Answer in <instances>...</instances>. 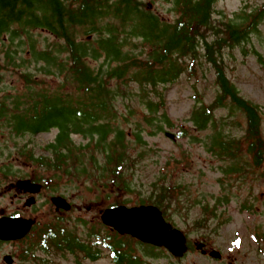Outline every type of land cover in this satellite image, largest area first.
<instances>
[{
	"label": "trees",
	"instance_id": "obj_1",
	"mask_svg": "<svg viewBox=\"0 0 264 264\" xmlns=\"http://www.w3.org/2000/svg\"><path fill=\"white\" fill-rule=\"evenodd\" d=\"M164 1L171 21L149 11L142 0H0V72L14 74L25 84V92L9 97L8 106L0 103V118L18 137L56 132L41 153L26 146L17 152L26 164L50 172L48 178L36 176L46 186L56 188L62 181L97 191L115 187V194L130 191L128 168L133 167L136 146L146 149L144 136H155L163 125L172 127L166 116L165 86L183 75L192 79L200 57L212 65L217 93L210 105L192 110L191 129L204 132L211 126L204 146L218 161H231L222 168L226 182L251 167L253 173L264 175L260 108L239 95L221 57L224 49L240 47L257 33L264 5L225 22L213 19L218 0ZM38 32L51 36L53 43L40 46ZM22 53L25 56H18ZM49 79L61 83L53 87ZM131 84L139 88L135 95L128 91ZM117 97L131 105L138 100L146 112L129 124L130 110L117 124ZM220 109L228 111L229 126L240 124L238 116L244 118L240 138L214 126V113ZM177 136L194 138L187 128ZM161 195L149 202L166 213L165 192ZM109 197L106 194L105 200ZM213 213L210 210L209 217ZM82 222V232L62 221L47 227L46 252H79L94 261L106 250L115 264H143L138 247L144 256L156 255L154 248L117 236L100 223Z\"/></svg>",
	"mask_w": 264,
	"mask_h": 264
},
{
	"label": "rangeland",
	"instance_id": "obj_2",
	"mask_svg": "<svg viewBox=\"0 0 264 264\" xmlns=\"http://www.w3.org/2000/svg\"><path fill=\"white\" fill-rule=\"evenodd\" d=\"M142 1L150 6V10L167 21L172 20L170 6L164 0ZM262 5L264 0H218L213 7V19L233 21L241 12H249ZM250 37V41L240 47L224 49L221 57L225 65V74L237 88L239 95L259 106L263 119L261 132L264 140V19L257 33ZM35 38L39 40L41 43L39 45L42 47L53 43V38L46 33L38 32ZM4 43L7 44V41ZM244 51H246L245 54ZM22 55L25 56L23 53L18 56ZM29 69L35 73L34 67L30 66ZM49 81L53 87L61 83V79L57 81L49 79ZM138 90L135 84L128 87V91L133 95L137 94ZM24 92L25 84L18 76L0 72V103L8 106L11 101L9 97H16ZM216 93L217 84L212 65L206 63L205 58L200 57L197 62V71L192 79L183 75L174 84L165 86L163 96L166 103V116L174 128L163 126L162 133H157L153 137H144L148 142L146 149L136 146L137 150L133 152V158L135 157L133 167L128 168V176L131 179L130 191L115 194V187L97 191L87 188L86 185L79 186L77 183L63 185L62 181H58L57 191L51 192V188L44 186L40 197L41 202L49 200L52 194L65 197L72 206V210L64 214L65 219H69V226L74 224L77 230H81L83 229L82 221L91 226L99 224L103 210L116 202H125L122 205L129 208L139 206L142 200L152 204L149 202L150 199L160 198L163 196L161 192H165L166 213L161 209L165 219L173 227L182 231L191 244L203 242L208 251L216 250L221 254V258L211 260L207 255L203 256L192 251L177 261L160 249L152 250L156 253L154 256H144L147 254L138 247L141 250L139 255L142 257L143 264H264L262 253L264 252V175L259 172L253 173L254 169L251 167L245 174L232 176V179L226 182L221 176L222 168L231 161H218L208 154L204 146L211 126L204 132L190 130L194 138L171 141L163 134L164 132L175 134L181 126H192L189 121L191 111L210 104ZM115 109L119 118V120L117 118V124L122 123L120 117L126 116L130 110L133 114L128 118L129 124L140 120L142 114L146 112L138 100L135 99L131 105L130 102L122 101L119 97L115 102ZM237 118L240 124L229 126L225 122V119L228 120V111L218 110L215 114L214 126L223 129L225 134L232 138H240L243 134L244 122L242 117ZM143 128L148 132L147 126ZM55 134V131L37 136L25 133L18 137L10 132L5 119L0 118V159L11 163L13 182L19 178L30 179L32 174V168L25 165L23 157L17 155L18 150L26 146L27 149H33L36 154H39L42 152L39 149L52 141ZM74 140L80 141L79 137H74ZM128 140L134 141V138L130 137ZM139 153L142 154L141 157H136ZM176 161L181 162L177 167L173 164ZM39 171L44 178L50 175V172L44 174L40 169ZM36 172L38 173L37 170ZM8 182L0 178V206L4 205L6 199L10 202V193L6 191L9 187ZM225 184L229 187L226 186L227 190L223 191L221 186ZM178 188H180L179 192ZM164 189L167 191H163ZM106 194H110L107 200H105ZM223 197H229L228 203L220 204L216 217L208 219L203 206L208 205L210 208L218 200L223 202ZM245 201L249 202L253 209L250 213L240 210L241 203ZM14 205H16L15 201ZM48 207L53 211L52 206ZM49 209L44 210V215L40 218L44 220L41 222L42 225L53 215ZM253 235H259L258 243L253 240ZM54 262L55 264H76L72 257L63 258L61 255ZM82 264L114 263L104 254L96 262L83 261Z\"/></svg>",
	"mask_w": 264,
	"mask_h": 264
},
{
	"label": "water",
	"instance_id": "obj_3",
	"mask_svg": "<svg viewBox=\"0 0 264 264\" xmlns=\"http://www.w3.org/2000/svg\"><path fill=\"white\" fill-rule=\"evenodd\" d=\"M173 139L172 135L166 134ZM30 192H36L38 187L29 182L22 183ZM52 203L56 209L70 210L69 204L61 198H52ZM102 222L115 229L120 234H128L142 242L155 246L167 248L174 256L181 257L186 252L185 238L177 230L171 228L162 219L161 213L154 207L125 208L117 207L107 209L101 216ZM5 230L0 231V236L9 235L13 230L22 229L19 223H9L3 226ZM201 249V245L197 246ZM211 257L218 258L216 252L210 253Z\"/></svg>",
	"mask_w": 264,
	"mask_h": 264
},
{
	"label": "flooded vegetation",
	"instance_id": "obj_4",
	"mask_svg": "<svg viewBox=\"0 0 264 264\" xmlns=\"http://www.w3.org/2000/svg\"><path fill=\"white\" fill-rule=\"evenodd\" d=\"M10 165L11 163L9 161H3L0 159V178L1 180L9 181V187L6 188V191L7 193H10L9 195L11 196L10 202L6 199L4 205L0 206V219L19 217L24 220H34V225L30 232L22 239H0V264H42L43 256L39 254L41 250V245L39 243L43 240V234L45 232L44 228H42L45 224L42 225L41 223L44 220H40L44 213L36 211L40 205L43 210L45 209V202L47 200H44L43 202L40 200L44 187L42 185L39 193L34 195L35 204L25 206L32 195L26 192L23 188H20L18 183L29 179L27 177L19 178L13 182ZM51 197L52 196H50V198ZM14 201L16 205H14ZM20 204L22 205L21 207Z\"/></svg>",
	"mask_w": 264,
	"mask_h": 264
}]
</instances>
